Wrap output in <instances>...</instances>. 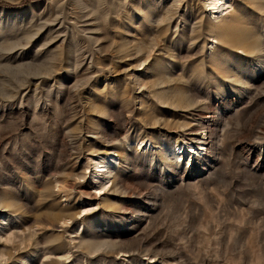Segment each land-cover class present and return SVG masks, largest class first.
Returning <instances> with one entry per match:
<instances>
[{"label":"rangeland","instance_id":"obj_1","mask_svg":"<svg viewBox=\"0 0 264 264\" xmlns=\"http://www.w3.org/2000/svg\"><path fill=\"white\" fill-rule=\"evenodd\" d=\"M209 1L0 0V264H264V0Z\"/></svg>","mask_w":264,"mask_h":264},{"label":"bare ground","instance_id":"obj_2","mask_svg":"<svg viewBox=\"0 0 264 264\" xmlns=\"http://www.w3.org/2000/svg\"><path fill=\"white\" fill-rule=\"evenodd\" d=\"M212 9H216L218 8L219 6H222V5H225L221 0H210L209 3H208ZM218 10V9H217ZM215 12V11H214ZM196 130H199V129H196ZM184 144H180V145H176V149L174 150L175 153H180L181 151L184 150V146L186 145L187 142H184ZM198 150H202V149H198ZM192 152L194 151V149L191 150ZM197 151V150H196ZM107 172V171H106ZM111 173V172H110ZM104 181L107 182L108 181V174H106L104 176ZM102 183V182H101Z\"/></svg>","mask_w":264,"mask_h":264}]
</instances>
